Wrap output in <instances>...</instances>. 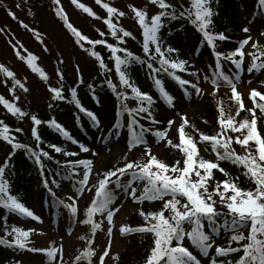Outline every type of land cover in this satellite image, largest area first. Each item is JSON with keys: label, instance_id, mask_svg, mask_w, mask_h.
<instances>
[{"label": "snow or ice", "instance_id": "obj_1", "mask_svg": "<svg viewBox=\"0 0 264 264\" xmlns=\"http://www.w3.org/2000/svg\"><path fill=\"white\" fill-rule=\"evenodd\" d=\"M72 4L78 9H81L88 16L101 19L90 7L79 0H71ZM149 3L158 6L159 11L149 17L145 10H141L134 5H129V8L134 13L136 23L141 29L142 35V52L144 58L133 53L127 47H120V44L126 43V38L136 39L134 34L122 26L114 23L113 17H124L125 13L111 6L103 0H95V3L106 11V17L103 18V23L106 25L108 33L116 39L117 43H109L105 39H90L82 34L74 27L64 12L62 7L54 9L56 15L63 21L66 29L74 37V42L88 55L94 58L99 65V68L105 73L110 71L101 53L94 50L97 45L106 47L110 52V59L114 63V70L118 77L119 88L111 79H107L108 87L116 94L119 101L117 111V119L112 125L111 131L115 136L120 135L121 121L119 117L127 114V129L128 152H131L138 146L144 147V155L148 157L146 162L126 161L122 167L115 166L112 169L106 170L103 173H97L94 168L93 159L68 160L63 165L66 171L64 179L69 181L75 177H82L76 181V193L83 194L85 189L91 192L95 190L93 199L90 204L83 210L84 219L78 218L79 209L76 200L69 196L71 203L57 199V203L66 208L74 221L84 225H89L92 236L94 237L98 230L102 229V224L97 222L95 217L97 214L104 217L111 226L114 223V213L118 211V206H114V201L118 197L117 189L123 190L134 201L162 202V206L156 211L145 212L142 208L138 209V214L143 218L142 226L131 227L121 225L119 232L121 235L138 233L151 234L153 237L152 246L144 261V264H202L199 256L208 259V264H225L224 260H217L218 257H227L230 254L243 252L236 261L228 260L227 264H264V134L258 130V119L264 118V93L257 89H252L249 98L253 103L252 108H246L245 100L241 93L237 91L236 80L239 76L237 71L235 74L229 75L224 70L223 62H230L235 66L236 70L243 67L245 59V46L249 44L251 37H246L239 41L238 46L229 51L222 53L217 51V41L224 42L229 39L223 32L216 33L214 31L213 16L218 15L211 7L213 0H190L189 6H182L177 12L175 6L168 3L167 0H148ZM56 5L60 4V0H53ZM219 3V0H215ZM260 9L264 11V0H258ZM19 7V5H16ZM8 15L16 19L15 13L8 11ZM184 19L190 25L195 26L196 30L202 34V43H206L210 48L214 59V70L211 78L207 75L203 77L204 81L211 84L215 95L216 90L224 85L231 90V99L235 101L236 112L231 114V108H225L221 103L218 111L219 131L215 134H205L195 129L194 125H190L186 116L181 115L182 123L178 127L179 143H174L168 138V131L175 123L174 120L167 121V127L163 130L145 127L140 124L139 117L143 114L144 119L151 122L152 125H159L161 121L155 118L153 112L154 98L151 94L141 91L138 86L130 79L128 70L134 64L146 65L150 71L151 78L155 89L158 91L160 99L168 109L174 110L176 106V98L164 86L160 73L166 74L179 88L183 89L180 99L184 100L192 95V92L203 95L204 92L198 82H193L191 79L182 78L177 73L188 71V61L179 58V50L167 45L162 36V29L166 27L165 21H174ZM25 29L28 25L21 22ZM178 30H183V27ZM249 27L245 26L242 31L247 33ZM2 31V29H0ZM36 38L40 39V34L32 30ZM99 31V30H98ZM169 35L172 31L169 30ZM264 34V33H262ZM104 32H100L103 37ZM91 47L85 48L84 43ZM15 48V45H13ZM253 49L260 47L258 43H251ZM122 53V55H121ZM20 60L24 61L32 72L39 74V77L47 81L48 76L37 65V57L32 53L27 56L16 53ZM173 54H176L175 57ZM251 63L247 66L248 73H260L264 70V51L259 55L250 54ZM239 57V58H237ZM158 65V67L154 66ZM0 74L10 78L12 87L9 88L10 94L13 95V101L10 102L0 95V105L7 112L17 119L28 117L33 127L31 134L37 142L36 147L42 142V137L39 134L38 128L41 124H47L59 133L67 141L74 145H78L80 152H92L93 156L99 153L90 149L82 143H79L62 124L52 118L48 121H42L35 114H29L22 108L17 106L14 101L19 100L15 95V89L19 87L25 93L29 89L20 79H18L13 71L0 64ZM191 77H197V71L189 72ZM59 87L48 86L53 101H64L66 97L63 94V73L57 69ZM77 79L83 83L82 74L77 66ZM260 86H264V80L260 81ZM91 85L89 88L91 89ZM191 89L192 91H189ZM70 103L89 118L91 123L99 126V120L95 113L86 109L78 98V92L75 87L69 90ZM259 98V99H257ZM93 99H96L93 94ZM129 100L136 102V107H130L127 103ZM53 104H49L52 108ZM257 109L260 117L257 116ZM242 112L250 114L242 120L238 119ZM208 123V121H204ZM187 128H192L193 132H199V140L194 138L193 132L186 131ZM16 132H21L22 129L16 128ZM151 134L155 138V142L159 144L166 141V145L173 149L179 150L182 153L183 159L177 160L175 164L169 165L167 162L160 160L156 155H153L151 148L146 142V134ZM232 134H235L233 136ZM0 139L10 144L13 152L23 149L26 155L34 159V163L39 166L41 175L44 174L43 157L51 159L48 151L39 149L34 150L30 146L17 142L11 135V128L3 120H0ZM104 141H108V136H103ZM198 144L204 145V151H209L215 155V160L204 158L200 154ZM255 145V148L252 145ZM235 145H239L243 154L237 151ZM56 153H62L65 157L77 156L78 153L64 150L56 144L48 145ZM13 153L5 159L4 165H7ZM221 162H227L233 166L243 169L242 175L247 180L254 184V188L244 189L239 186V176H232L228 171L221 167ZM59 163V162H58ZM80 169V171H78ZM220 172L225 178L216 180L215 172ZM6 168L0 166V207L7 209L10 214H18L20 216L31 218L39 221L28 207H26L16 195L10 194L9 181L5 178ZM97 176V183L91 184L90 177ZM56 184V181H52ZM142 184V188L136 185ZM44 187L49 193L55 197V192L49 186V182L43 180ZM139 194L137 195V192ZM220 205L226 211L222 212L218 209ZM167 213V214H166ZM189 226V227H186ZM248 228L247 235L241 229ZM207 229V230H206ZM225 230L232 233L228 237L227 247L216 245L214 252L209 258L210 249L213 248L215 235L220 230ZM32 229L24 230L20 227L13 226L7 235L12 239L0 238V245L15 247L21 250H27L33 253L43 252L47 258L54 261L60 249L55 246H49L46 249H38L29 247V235ZM109 247L103 250L99 255L98 264H106V257H111L114 260H119V256H111V237L113 235L112 227L108 230ZM81 240L85 237L81 236ZM185 239L189 246L184 245ZM242 241H246L241 243ZM236 242L238 247H232V243ZM93 240H88V247L77 255L73 264H79L82 260H87L88 264H92L93 257L97 256V252L93 248ZM197 250L194 253L193 250ZM17 264L21 262L17 261ZM58 264H63L60 260Z\"/></svg>", "mask_w": 264, "mask_h": 264}, {"label": "trees", "instance_id": "obj_2", "mask_svg": "<svg viewBox=\"0 0 264 264\" xmlns=\"http://www.w3.org/2000/svg\"><path fill=\"white\" fill-rule=\"evenodd\" d=\"M46 1V2H45ZM70 3L69 5L72 6L73 9L76 10L78 15V20L81 21V26H76L74 23L69 22L76 27L79 31L82 32L85 36L89 37L90 39H105L109 43L116 44L117 41L113 38L107 30L106 25L103 23V18L106 17V11L102 9L101 6L95 3V0H92L93 4H89L88 2L79 0L80 3L85 4L86 6L90 7L96 14H98L101 19H96L93 17L87 18L88 14L84 13L81 9H78L75 5L72 4L71 0H68ZM148 6L144 7L143 10L147 12V15L151 17V15L158 13L159 8L157 6V10L151 12V6H156L148 2V0H143ZM240 2L241 5L238 7L237 2ZM219 0V3H213L211 7L213 8L215 13L218 15L213 16L214 21V31L216 33L223 32L226 36L229 37L227 41L219 42L217 41L218 47L217 51L222 53H228L231 50H234L237 46L239 41H241L242 37L240 36L242 31V23L238 21L239 17L242 15L250 16V15H263L264 11L260 9L258 0ZM105 3H109L111 6L116 7L118 10L122 11L118 6H116V0H106L103 1ZM168 3L175 6V10L179 12L182 6H189L190 0H167ZM49 5L47 0H42L41 4L43 7ZM53 8L62 7L63 4L60 0V4L56 5L51 0ZM51 5V6H52ZM97 9V10H95ZM240 11V13H239ZM65 12V11H64ZM68 17V16H67ZM124 17H113L114 23L118 22L119 26L124 27L125 29L131 31L134 36L136 37L135 40L131 38H126L125 44H120V47H127L133 53L140 55L144 58V54L142 52V35L141 29L139 28L136 20L132 21H125ZM60 25L65 27L63 21L59 18ZM87 23V24H86ZM96 24V28H88L89 25ZM166 27L162 29V36L165 39L167 45H170L173 48L179 50L178 55L179 58L185 59L188 61V71L180 73L182 78L191 79L195 82L201 74L207 75L211 78L215 59L206 43H202V34L199 33L195 26L190 25L187 20L179 19L174 21H165ZM88 25V26H87ZM87 27V28H86ZM183 27V30H178ZM99 30V31H98ZM169 30L172 31V34L169 35ZM67 33H69L70 39L72 44L76 45L84 57L87 58L86 61V72L80 70L82 74L83 83H80L77 79V74H73L70 72H65V66H59L53 58L51 59L52 64L55 67V70L60 69L62 71L64 79H63V94L66 97L64 101H53L50 97L48 101V108L44 111H35L34 114L41 119L42 121H48L52 118H55L60 124L64 126L66 130L75 138L79 143L84 144L85 146L89 147L90 149L97 150L99 148H103L111 143H118L119 145V154L116 157L107 159L103 162L98 169V173H103L106 170L112 169L115 166L122 167L126 161H136V162H146L148 157L144 155V147L138 146L134 148L131 152H128L127 148V140H128V129H127V114H123L119 117L121 121V128H120V135L115 136L112 129V125L117 119V111L119 107V101L116 98V94L108 87L106 80L111 79L113 83L117 84L118 88L119 81L114 70V63L112 59H110V52L109 50L104 47L97 45L94 50L101 53L102 57L105 60V63L108 66L107 73L104 70L99 68L98 62L90 57L87 52L81 49L75 42L74 37L72 34L66 29ZM104 32L105 35L103 37L100 36V32ZM40 39L36 38V35L32 33L31 39L36 45V47H41L44 50H47L45 45V40L50 41L49 37L45 36L43 33L39 32ZM11 36H8L10 38ZM257 49H252L250 54L259 55L261 51H264V40L259 42ZM16 46V45H15ZM85 48L91 47L86 42L84 43ZM18 44L15 47V56L17 61L24 67V70L27 69L28 72L25 71L26 74H31L36 78H39V82L43 80L39 77V74L34 73L31 69L27 66V64L20 60L17 56V52L20 55L27 56L28 53H32L30 51H25L26 49ZM33 55H35L33 53ZM122 55V53H121ZM176 54H173L175 57ZM37 57L36 63L37 65L45 72V70L41 66L42 59L41 57L35 55ZM251 55L249 56L248 61L243 64V67L240 70H236L235 66L232 65L230 62H223L224 70L227 74L232 75L235 74L237 71L239 72V76L237 79H243L249 75H257L258 73H248L246 71L247 66L251 63ZM264 59V58H262ZM41 61V62H40ZM158 67V65H154ZM23 70V71H24ZM197 71V77H191L189 72ZM15 73V72H14ZM16 77L19 73H15ZM128 75L130 79L134 82L138 88L143 91L151 94L154 98V107L153 112L155 114V118L161 121L159 125H152L150 121L144 119L143 114L139 117L140 124H143L145 127H151L154 130L160 129L163 130L166 128V119L164 116V111L166 110V105H164L163 101L160 99L158 91L155 89L153 85V81L151 78V73L147 69L146 65L143 64H134L128 70ZM25 77V76H23ZM27 78V77H26ZM159 78L162 79L164 86L166 89L174 96L175 89L176 92L178 91L179 87L174 80L168 77L164 73L159 74ZM10 79V78H8ZM58 77L56 76L54 81V87H59L60 83L58 82ZM11 80V79H10ZM24 80V79H23ZM21 80L28 88L27 82ZM264 80V70L260 72V81ZM9 84V82L5 79L3 85ZM12 83L10 82V85ZM91 85V89L89 88ZM71 87H75L78 92V98L81 101V104L88 110H91L93 113L96 114L99 120V126H95L91 123L89 118L85 116L83 113H80L78 109L74 106V104L70 103V94L69 89ZM264 88V86H263ZM189 91H192L189 89ZM24 93L22 89L17 87L15 89V95L19 97V100L14 101L17 106L24 110L23 101L21 99V95ZM212 92L204 94L202 98L203 108L201 113L196 117L194 122H189L190 125H194L195 129H198L199 132H203L205 134H215L219 131V124H218V117L219 111L218 107L219 104H223L225 108H231V114L235 115L236 112V104L235 101L231 99L230 96L215 93V95H211ZM264 93V92H263ZM93 94L95 95L96 99H93ZM0 95H2L0 93ZM3 96V95H2ZM4 97V96H3ZM259 99V98H257ZM9 100V99H7ZM12 102V99L9 100ZM22 101V102H21ZM22 103V105H21ZM53 104L52 108H49V104ZM130 107H136V102L134 100H129L127 102ZM21 105V106H20ZM253 107V104H252ZM246 107V108H252ZM25 111V110H24ZM245 116L250 117L248 112H242L241 116L238 118L242 120ZM257 116L260 117L259 110L257 109ZM0 120H3L7 125L11 128V135L15 138L17 142L26 144L33 148L34 150L39 151V149H43L44 151H48L51 159L47 157H43V164H44V174L41 175L39 166L34 163V159L28 155H26L23 149L16 150L13 152L10 144L0 139V166H5L6 174L5 178L9 181V188L10 194L16 195L18 199L31 211L35 207L40 212L46 211L50 216L54 215L56 212L67 215L69 211L63 207V205L57 203V199L63 200L66 202L65 196L62 194L63 188L70 185L71 189L73 190L74 194L76 193V181L82 177H75L73 180L69 181L64 179L65 175L67 174L63 165L68 160H79V159H95L92 152L83 153L80 152L78 145L72 144L70 141H67L63 138L59 133H57L53 128L49 127L47 124H41L38 128L39 134L42 137V142L39 145V149L36 147L37 142L33 138L31 134V130L33 127L32 121L30 125L26 127V117L24 119H17L15 116L9 114L7 110L0 105ZM204 121H208L205 123ZM174 129L173 133H171L170 138L174 143H179V133L178 127ZM16 128L22 129L21 132H16ZM258 130L261 134H264V118L258 119ZM186 131L193 132L192 128H187ZM199 132H193L194 138L199 140ZM235 136V134H232ZM103 136H108L110 139L108 141H104L102 139ZM146 142L149 146L151 142H155V138L149 133L146 134ZM56 144L61 146L64 150L73 151L78 153L77 156L73 157H65L62 153H56L52 148H49L48 145ZM201 148L204 150V145L199 144ZM238 152L243 154L239 145H235ZM255 148V145H252ZM153 155H156L160 160L167 162L169 165L175 164L177 160L183 159L182 153L179 150L173 149L168 147L166 144L163 148L162 154L156 153L154 150H151ZM204 155L200 154L206 158L212 160L210 155H215L211 152L210 148L209 151H204ZM9 153H13L11 159L7 165H4L5 159L9 156ZM59 162V163H58ZM221 167H223L226 171H228L232 176H239V186L244 189L254 188V184L247 180L244 175H242L243 169H239L227 162H221ZM80 171V169H78ZM216 180H223L225 177L218 171L215 173ZM47 180L49 182V186L55 192V197H53L49 191L44 187L43 180ZM97 176L94 179L92 184L97 183ZM52 181H56V184H53ZM37 187V190H34V187ZM138 188H142L143 185H136ZM118 197L117 199L124 193L123 190L117 189ZM95 194V190L93 189L90 193V198L86 201L82 211L90 204V201L93 199ZM139 191L137 192V195ZM117 199L115 201H117ZM114 201V202H115ZM128 202L133 206L132 210H130L125 218L124 226H131L137 227L142 226L145 222L143 218L138 214V209H143L145 212L151 210L156 211L159 210L162 206V202H148V201H140L134 202L128 196ZM218 209L222 212L226 211V209L222 208L219 204L217 205ZM34 213V211H32ZM83 214V212H82ZM167 214V213H166ZM99 215V214H98ZM84 216V215H83ZM86 217H83V219ZM17 214H10L7 209L0 207V238H6L11 240L12 237L7 235V232L11 231L13 226H17ZM186 227H189L186 225ZM7 230V232H6ZM207 230V229H206ZM245 236L247 235L248 228L241 229ZM91 228L88 225L86 232L84 233V237L87 238L90 236ZM232 233L227 232L225 230H220L214 237V241H217L220 246L227 247L229 246L227 241L228 237ZM186 240V239H185ZM29 241L31 243V237L29 235ZM127 245L124 248L121 254H118L119 260H113L112 264H144V261L149 253V250L152 246L153 237L151 234H138V233H131L126 239ZM246 241H242L244 243ZM185 243V242H184ZM29 244V245H30ZM186 246V244H184ZM232 247H238L236 242H233ZM7 245H0V264H11L16 262L17 259L15 255L22 253L23 250L17 249L15 247H10L12 252L10 254L6 251ZM243 255V252H237L235 254H230L227 257H222V260L225 261L227 264L228 260H232L233 262L236 261L239 256Z\"/></svg>", "mask_w": 264, "mask_h": 264}, {"label": "rangeland", "instance_id": "obj_3", "mask_svg": "<svg viewBox=\"0 0 264 264\" xmlns=\"http://www.w3.org/2000/svg\"><path fill=\"white\" fill-rule=\"evenodd\" d=\"M47 1L49 2V5L47 3L46 7H43L41 4L42 0H0V29H2V31H0V64H3L15 73H19L21 76L18 75V79H24L23 81L26 80L25 82H27L29 91L27 93L24 92L21 95L22 101L24 100V105H22V103L21 105L24 106V110L29 114V116L33 115L35 111H44L48 108V101L52 95L48 86L51 85L54 87L53 83L57 76V71L51 62L52 58L59 66H65L64 71L72 73L73 76L74 74H77V66L79 67V70L83 71V73L86 72L87 58L84 57L76 45L72 44L70 39L71 36H69L66 29L60 25L61 23L59 21V17L56 15L53 5L50 4L51 0ZM61 1L63 4V10L71 23H74L78 27L81 26V21L78 20L77 12L71 5H69L70 2L68 0ZM81 1L88 2L90 5L93 4L92 0ZM116 3V6H118L125 13V21L136 20L134 13L129 8V5H134L141 10L148 6V4L143 0H116ZM16 5H19V7H16ZM240 5L241 3L238 1L237 6L239 7ZM9 10L15 13L16 19H13L8 15ZM150 10L151 12L156 11L157 6H151ZM87 18H90V16H87ZM238 21L243 24V28L248 26L250 29L247 33L241 31L240 34V36H243L244 38L251 37L249 44L246 45L244 49V62H246L253 49L251 47V43H259L264 40V34H262L264 33V20L257 15L245 16L242 13ZM21 22L27 24L29 26L28 29H25ZM88 28H96V24L93 23L92 25H89ZM33 29L35 32H41L45 36L49 37L50 41L45 40L47 50H44L39 46L36 47L31 39ZM8 36L11 37L8 38ZM18 44H21V46L26 49L25 51H30L32 54L34 53L35 55L41 57L42 62H40L42 68L48 76L47 81L43 80L42 82H39V78L25 73V71L28 72L27 69L24 70V67L17 61L15 56V48L13 45H16L15 47H17ZM203 77L204 76H201L199 80L196 81L199 83L203 92L213 91L211 84L204 81ZM5 79L9 82V84L3 85ZM10 82L12 83L10 79L5 77L3 74H0V93L4 96V98L9 100L12 99L13 101V95L9 92V88L12 87ZM236 85L237 91L241 93L245 100V106H251L249 94L252 89L255 88L258 91H263V87L260 86V73L255 76L249 75L248 77H245L240 84ZM216 92L231 96V90L228 87L223 88L221 86L216 90ZM180 97L181 95L176 98L175 109H168V113L166 114V118H168L166 121L172 119L175 122L168 131V138L174 131L176 125L181 121V115L186 116L189 122H194L196 116L201 113L203 108L201 97H198L196 94H193L184 100H181ZM25 121L27 124L26 127H28L31 120L26 117ZM165 143L166 141H162L159 144L152 142L150 147L156 153L162 154ZM97 152L99 154L95 157L96 166L94 167L96 172L99 169V165L107 159L116 157L119 154V145L118 143H111ZM200 152L203 153L201 150ZM212 160H215V157H213ZM94 177L95 174L90 177V183H92ZM64 193L66 195H70V191L67 189ZM86 195L87 193L84 192L82 197L86 198ZM82 197L78 200L73 198L77 202L79 211ZM67 200L70 201L69 199ZM126 200V194H123L114 205L118 206V211L114 213L113 225L110 226L104 217L98 219V222L102 224V229L97 231L94 237L95 239L93 240L92 246L97 252V256L93 257L92 264H98L99 255L103 253L105 248L109 247V237L107 232L109 227H112L113 229L110 247L111 256L121 254L124 247L127 245L124 235H121L119 232L120 226L124 225L126 214L131 209V207L126 203ZM36 216L40 218L39 221L30 220L20 215H18L16 221L18 227L24 230H33L30 233L31 238L34 240L32 247L38 249H46L49 246L58 247L60 251L56 254L55 264H58L60 260L63 261V264H73L74 258L81 253L78 245L83 243V240L80 239V234L83 232L84 226L79 223L78 220L74 221L73 218L68 220L58 214L53 217H49L45 212H42L40 214H36ZM78 218L81 219L79 213ZM185 243L189 246L187 240H185ZM217 243L218 242H213V248L210 249L209 258H212L211 253L214 252L215 246L219 245ZM191 250H193L194 253H197V250ZM6 251L7 253H10L12 250L7 247ZM17 258L21 260L22 264H54V261L49 260L43 252L33 253L26 250V252L19 254ZM198 258L201 259L202 264H208V259L199 255ZM105 260L106 264H112L113 259L111 257H106ZM79 264H88V261L82 260Z\"/></svg>", "mask_w": 264, "mask_h": 264}]
</instances>
